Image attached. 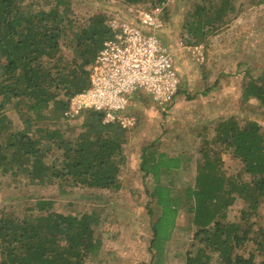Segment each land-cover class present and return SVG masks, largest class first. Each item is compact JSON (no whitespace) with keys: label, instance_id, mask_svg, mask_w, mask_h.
<instances>
[{"label":"trees","instance_id":"1","mask_svg":"<svg viewBox=\"0 0 264 264\" xmlns=\"http://www.w3.org/2000/svg\"><path fill=\"white\" fill-rule=\"evenodd\" d=\"M123 1L132 6L142 0ZM159 1L150 0V5ZM20 2L0 0V177L16 181L22 175L36 183L52 180L118 190L127 129L103 123L102 113L92 110L82 112L81 122L69 127V135L56 127L59 120L66 121L63 112L69 98L88 86L85 67L111 36L108 16L77 17L69 0H51L35 8H22ZM234 3L220 0L218 7L210 3L214 16L204 20L199 17L203 6L198 5L188 30L203 33L204 25L232 17ZM242 85L243 100L264 104V69ZM8 107L19 127L12 124ZM210 142L230 150L241 162L240 170L226 174L217 152L210 155L208 148H200L193 185L182 194L162 182L180 167V155L158 151L154 142L142 147L139 170L152 178L154 185L146 193L158 207L151 224L149 264H163L181 205L186 206L195 227L192 236L199 242L184 264H255L254 250L264 254V227L256 225L260 217L256 208L264 201V134L254 120L239 124L228 118L216 124ZM236 198L243 203L230 219ZM53 204L40 198L16 218L0 210V264H82L96 254L100 239L94 211L64 214L53 210ZM146 209L149 216L154 214L151 207ZM246 241L253 244L247 256L234 253ZM257 264H264V256Z\"/></svg>","mask_w":264,"mask_h":264},{"label":"rangeland","instance_id":"2","mask_svg":"<svg viewBox=\"0 0 264 264\" xmlns=\"http://www.w3.org/2000/svg\"><path fill=\"white\" fill-rule=\"evenodd\" d=\"M50 1L21 0L20 6L35 8ZM69 1L72 14L77 17L100 13L109 19L134 16L136 10L148 8L151 3L142 0L128 6L123 0ZM219 2L167 0L163 13L165 24L158 33L171 49L174 66L180 73L179 92L165 108L158 107L149 96L140 92L129 99L127 111L135 116V122L127 128L123 149L125 163L119 174L121 186L118 190L92 189L52 180L36 183L22 175L13 181L8 175H2V213L8 218L20 217V211L26 209L25 212H29L27 208L40 198L53 200V210L64 214L94 211L99 249L82 264H149L151 224L158 207L146 193L152 190V178L143 176L139 170L142 147L154 142L158 151L170 156L180 155V167L162 177V182L172 184L182 194L186 186L193 185L200 148H208L210 155L217 152L221 159L219 166L226 174L240 170L242 164L230 150L220 143L210 142L219 121L234 118L242 124L254 120L264 134V104L253 98H241L242 83L249 76H258L264 69V0H235L232 17L204 25L203 33H190L188 22L196 19L198 5L203 6L199 17L204 20L214 16L210 3L218 7ZM194 46L200 53L193 52ZM7 113L12 124L19 127L17 116L10 107ZM81 119L59 120L56 127L67 134L69 127L79 125ZM204 139L210 143H205ZM242 203L239 198L234 200L228 218L239 214ZM146 207L152 208V216L147 214ZM256 213L260 215L256 225L264 227V201L259 203ZM194 231L186 206L181 205L165 245L163 264H184L186 255L193 254L199 245L197 237L192 236ZM251 248V241H246L234 253L246 257ZM263 256L254 250V263Z\"/></svg>","mask_w":264,"mask_h":264},{"label":"built area","instance_id":"3","mask_svg":"<svg viewBox=\"0 0 264 264\" xmlns=\"http://www.w3.org/2000/svg\"><path fill=\"white\" fill-rule=\"evenodd\" d=\"M167 0L136 10L134 16L109 19L111 36L102 42L85 67L88 86L73 94L63 112L66 120L82 118L84 110L102 113L103 123L122 128L134 125L128 102L136 92L149 96L158 107L170 105L178 93L181 76L171 49L160 30ZM193 52H199L194 46Z\"/></svg>","mask_w":264,"mask_h":264}]
</instances>
